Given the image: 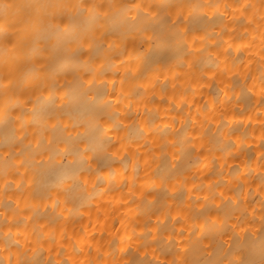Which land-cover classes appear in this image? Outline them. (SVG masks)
Listing matches in <instances>:
<instances>
[{
    "label": "bare ground",
    "instance_id": "obj_1",
    "mask_svg": "<svg viewBox=\"0 0 264 264\" xmlns=\"http://www.w3.org/2000/svg\"><path fill=\"white\" fill-rule=\"evenodd\" d=\"M0 2V264H264V0Z\"/></svg>",
    "mask_w": 264,
    "mask_h": 264
},
{
    "label": "snow or ice",
    "instance_id": "obj_2",
    "mask_svg": "<svg viewBox=\"0 0 264 264\" xmlns=\"http://www.w3.org/2000/svg\"><path fill=\"white\" fill-rule=\"evenodd\" d=\"M19 7V5H16L14 3H8V2H0V12H3L4 16L6 17L10 11L14 8H17ZM132 7H135V8H140L141 5L140 4H133ZM104 16H107L108 13L105 12L103 13ZM151 15H156V13H151ZM137 19V17L133 16L132 17V20L135 21ZM171 238V237H170ZM184 251H187V249H185ZM127 264H132L131 261L127 262ZM170 264H178V262L176 261H173V262H170Z\"/></svg>",
    "mask_w": 264,
    "mask_h": 264
}]
</instances>
